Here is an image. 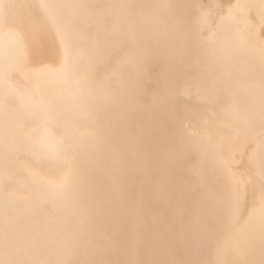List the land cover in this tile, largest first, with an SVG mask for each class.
<instances>
[{"label": "bare ground", "instance_id": "bare-ground-1", "mask_svg": "<svg viewBox=\"0 0 264 264\" xmlns=\"http://www.w3.org/2000/svg\"><path fill=\"white\" fill-rule=\"evenodd\" d=\"M0 0V264H264V0Z\"/></svg>", "mask_w": 264, "mask_h": 264}, {"label": "rangeland", "instance_id": "rangeland-1", "mask_svg": "<svg viewBox=\"0 0 264 264\" xmlns=\"http://www.w3.org/2000/svg\"><path fill=\"white\" fill-rule=\"evenodd\" d=\"M202 2L209 8V5H211V7L214 4V0H202ZM210 7V8H211Z\"/></svg>", "mask_w": 264, "mask_h": 264}]
</instances>
